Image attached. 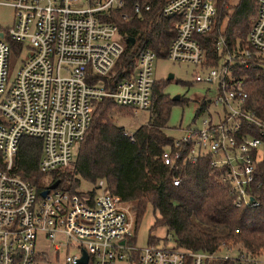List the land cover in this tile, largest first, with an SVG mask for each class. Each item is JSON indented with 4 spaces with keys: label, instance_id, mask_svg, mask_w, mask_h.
Listing matches in <instances>:
<instances>
[{
    "label": "built area",
    "instance_id": "obj_1",
    "mask_svg": "<svg viewBox=\"0 0 264 264\" xmlns=\"http://www.w3.org/2000/svg\"><path fill=\"white\" fill-rule=\"evenodd\" d=\"M258 3L248 49L227 54L217 67H206L200 38L216 26L218 0H168L162 10L164 17L179 20L167 59L195 66V82L216 92L211 100L214 112L200 127L176 139L163 153V161L174 170L181 161L195 165L210 155L211 165L222 169L221 182L236 206L251 208L258 205L256 160L263 144L244 129V121L254 119L248 94L236 82L233 67L247 66L254 55L264 57V0ZM3 5L13 7L14 20L12 27H0V154L5 165L0 172V264H37L41 236L52 244L58 261L64 252V264H79L84 253L87 264L251 262L245 252L224 246L212 253L174 245L138 249L132 202L112 194L104 180L94 186V196L57 188L43 198V191L39 193L36 185L14 173L24 138L42 142L40 173L72 167L97 101L113 99L118 106L131 108L134 116L149 113L157 55L141 51L135 73L110 91L96 77L112 73L126 45L118 26L102 18L122 7L123 0H11L0 2ZM135 9L140 13L141 6ZM12 42L19 45L16 52ZM222 44L217 43L219 50ZM12 55L21 57L22 63L9 84ZM180 183V178L173 181L175 187Z\"/></svg>",
    "mask_w": 264,
    "mask_h": 264
},
{
    "label": "trees",
    "instance_id": "obj_2",
    "mask_svg": "<svg viewBox=\"0 0 264 264\" xmlns=\"http://www.w3.org/2000/svg\"><path fill=\"white\" fill-rule=\"evenodd\" d=\"M167 1L123 0L122 7L102 18L118 26L126 49L112 73L108 77H96V82L115 91L119 83L135 73L141 51L151 50L157 58H167L179 21L175 17H164L162 10ZM229 1L218 0L216 26L210 34L200 38L207 58L206 67H217L227 54L248 49L247 38L258 15V0H239L233 8L229 7ZM137 4L141 6L140 13H136ZM219 41H223L221 50L217 47ZM12 48L15 51L19 45L12 42ZM233 71L236 82H241L248 94L247 103L254 119L253 123L244 121V129L263 144L261 156L256 160L255 177L259 188L254 193L258 202L255 207L236 206L228 187L221 182L222 169L211 165L210 155L195 165L181 161L174 170L165 165L163 153L176 140L165 132L172 108L187 101L183 98L173 101L170 94L165 93L167 81L155 83L149 120L135 133H129L114 120L115 109L128 112L129 117L134 116L133 110L106 98L94 103L91 125L71 169L40 173L42 142L24 138L14 173L36 185L39 193L59 181L58 189L80 195L83 183L95 186L104 180L112 194L125 202L138 203L137 226L148 206L152 207L155 219L149 231V245L167 247L172 241L177 248L207 253L224 246L245 252L251 262L234 259L217 264H258L264 257V57L254 55L247 66L237 64ZM208 109L209 104L204 101L197 115ZM4 169L0 154V172ZM176 178L181 179L178 187L173 185ZM87 193L95 195L94 190ZM38 196L41 199L40 194ZM163 227L167 229V238H155L154 232Z\"/></svg>",
    "mask_w": 264,
    "mask_h": 264
},
{
    "label": "rangeland",
    "instance_id": "obj_3",
    "mask_svg": "<svg viewBox=\"0 0 264 264\" xmlns=\"http://www.w3.org/2000/svg\"><path fill=\"white\" fill-rule=\"evenodd\" d=\"M0 2L9 4L11 0H0ZM238 3L239 0H230L229 7L233 8ZM13 20V7L7 5L0 6V27L4 29L12 27ZM21 63V57L12 55L9 65V84L15 80ZM197 71L195 66L173 63L164 57H158L155 62L154 78L156 83L161 84L167 81L165 93L170 94L172 99L176 96H180L187 100L185 104L179 103L172 108L170 121L165 129V132L175 139H181L187 135L189 130L200 127L202 121L208 118L210 113L214 112L211 100L216 92L205 84L195 82ZM204 101L209 104V109L198 116L197 112ZM115 112L117 115L114 116V120L119 125L123 126L129 133H135L138 128L147 124L150 115L148 112H140L136 116L129 117L128 112L124 110L115 109ZM71 168L72 167L69 169ZM81 190L88 192L94 190V186L83 183ZM137 205V202H132V213L135 217L137 216L135 210ZM154 219L153 209L151 206H148L144 217L140 221L139 226H137L135 239L138 249H145L149 246V231L154 224ZM153 236L160 240H164L167 238V229L164 227L160 228L154 232ZM173 245L174 242L171 241L167 247L170 248ZM36 249L41 254L37 264H64L62 259L64 252L61 253L58 261L52 244L45 240L44 236L39 238ZM258 264H264V257L259 259Z\"/></svg>",
    "mask_w": 264,
    "mask_h": 264
},
{
    "label": "water",
    "instance_id": "obj_4",
    "mask_svg": "<svg viewBox=\"0 0 264 264\" xmlns=\"http://www.w3.org/2000/svg\"><path fill=\"white\" fill-rule=\"evenodd\" d=\"M131 41H132L133 43L135 42L134 39H131ZM180 98H181L180 96H176V97H174L172 100H173V101H179ZM59 185H60V182H59V181H56V182L52 183V184L48 187V189H46L45 191H43V192L41 193V197L45 198V197L49 194L50 191L57 189V188L59 187ZM87 261H88V256H87L86 253H84V257H83V259H81V260L79 261V264H87Z\"/></svg>",
    "mask_w": 264,
    "mask_h": 264
}]
</instances>
